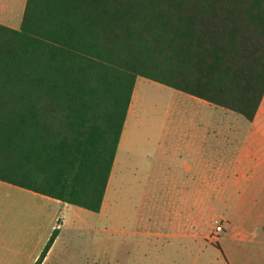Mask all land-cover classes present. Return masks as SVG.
Wrapping results in <instances>:
<instances>
[{"label":"trees","instance_id":"1","mask_svg":"<svg viewBox=\"0 0 264 264\" xmlns=\"http://www.w3.org/2000/svg\"><path fill=\"white\" fill-rule=\"evenodd\" d=\"M139 77L253 121L264 0H27L0 25V181L100 212Z\"/></svg>","mask_w":264,"mask_h":264},{"label":"crops","instance_id":"2","mask_svg":"<svg viewBox=\"0 0 264 264\" xmlns=\"http://www.w3.org/2000/svg\"><path fill=\"white\" fill-rule=\"evenodd\" d=\"M26 3L0 0V25L18 29ZM136 91L135 85L100 212L106 198H113L119 180L129 187L157 188L154 198L175 199L169 201L171 211L166 210L165 200L157 205L156 219L176 232L150 234L196 241L199 198H215L218 190L223 231L216 240L222 257L217 264H264V98L255 119L248 121L238 113L177 90L174 98L188 112L165 116L159 130L139 131L135 146L134 141L128 144V136L140 126ZM0 188L53 199L4 181H0ZM85 211L78 207L72 215L82 221L89 215ZM60 235L61 231L42 264L48 263ZM44 246L28 254L0 233V264H35Z\"/></svg>","mask_w":264,"mask_h":264},{"label":"rangeland","instance_id":"3","mask_svg":"<svg viewBox=\"0 0 264 264\" xmlns=\"http://www.w3.org/2000/svg\"><path fill=\"white\" fill-rule=\"evenodd\" d=\"M136 90L140 126L128 136V144L134 141L136 146L139 131L159 130L165 116L188 112L176 102L178 91L173 88L139 77ZM156 194L157 188L129 187L119 180L104 210H86L89 215L81 221L72 215L78 208L74 205L0 188V233L30 254L44 246L54 225L61 235L47 264H217L222 257L213 234L222 222L220 191L215 190V198H199L196 241L150 234L176 232L156 219L157 205L165 200L171 211L169 201L175 198H154Z\"/></svg>","mask_w":264,"mask_h":264},{"label":"built area","instance_id":"4","mask_svg":"<svg viewBox=\"0 0 264 264\" xmlns=\"http://www.w3.org/2000/svg\"><path fill=\"white\" fill-rule=\"evenodd\" d=\"M223 231V227H222V224L220 223L219 225L216 226L215 228V232L213 234V237L215 238V240L218 239L219 237V234Z\"/></svg>","mask_w":264,"mask_h":264}]
</instances>
